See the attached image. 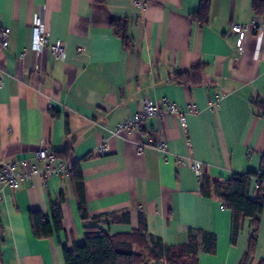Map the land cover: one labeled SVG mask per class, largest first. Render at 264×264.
Wrapping results in <instances>:
<instances>
[{
	"label": "crops",
	"instance_id": "1",
	"mask_svg": "<svg viewBox=\"0 0 264 264\" xmlns=\"http://www.w3.org/2000/svg\"><path fill=\"white\" fill-rule=\"evenodd\" d=\"M142 1L143 8L134 0H0V31L11 30L8 48H0V172L3 163L35 164L40 148L65 155L69 149L65 160L80 164L91 218L82 221L69 177H53L44 187L34 176L16 191L0 184V264H65L62 246L83 245L86 226L131 235L142 220L146 241L136 253L139 246L152 249L151 238L165 248L186 245L190 231L198 264H240L249 251L253 221L244 220L233 245V212L203 197L200 187L205 176L230 181L264 168V111L255 106L264 102V33L251 36L240 61L231 34L233 24L261 22L264 8L255 12L256 0H211L209 25L201 27L192 18L201 0ZM115 20L126 22L131 47L116 36ZM37 25L51 42L65 43L64 60L47 48L31 51ZM199 64L207 66L202 85L173 81ZM145 99L164 113L115 137ZM171 104L187 114V130L178 113L165 112ZM192 105L196 114L189 113ZM102 143L108 152L98 156ZM158 144H167L168 162ZM195 162L203 165L202 177L192 170ZM258 191L254 178L252 200ZM62 194L63 232L37 239L30 213L50 216ZM259 220L250 264L264 262V210ZM198 232L216 238L214 253Z\"/></svg>",
	"mask_w": 264,
	"mask_h": 264
},
{
	"label": "trees",
	"instance_id": "2",
	"mask_svg": "<svg viewBox=\"0 0 264 264\" xmlns=\"http://www.w3.org/2000/svg\"><path fill=\"white\" fill-rule=\"evenodd\" d=\"M264 8V3L256 0L253 4L255 12L260 13ZM211 0H201L198 12L192 15L194 22L201 27L209 25ZM116 36L122 39L126 47L132 46V41L128 36L126 22L115 20L112 22ZM207 66L199 64L190 71L181 72L174 76L173 81L177 84L195 87L202 85L205 80ZM256 108L264 111V102H256ZM70 150L63 153H55L57 158L63 160L69 168V179L73 185L75 196L78 202L79 212L85 224L90 223L88 213L87 196L84 185V177L80 164L69 166L65 156ZM259 176V173H248L245 175H235L232 180L225 181L215 176H205L202 178L200 193L203 197L220 202L224 207L233 212V229L231 242L236 245L246 218L253 221V234L250 239L249 251L245 254L240 264H250L257 246V234L259 231V217L264 210V187L261 186L256 199L249 196L252 180ZM65 196L62 194L56 202L51 203L50 216L42 212H31L30 222L34 237L39 240L59 236L63 230L62 205ZM146 231V224L142 220V228L139 232L131 235L110 236L96 228L86 226L85 243L81 246L75 245L70 250L67 245H63L65 264H150L159 260H165L166 264H198V244L195 232L190 231L189 241L186 245L165 248L151 238L153 248L147 245L141 247V252H134V247L141 241H146L143 232ZM206 242V251L214 253L216 248V238L212 235L198 232ZM142 243V242H141ZM141 245V244H140ZM149 261V262H148ZM261 264H264L262 262Z\"/></svg>",
	"mask_w": 264,
	"mask_h": 264
},
{
	"label": "built area",
	"instance_id": "3",
	"mask_svg": "<svg viewBox=\"0 0 264 264\" xmlns=\"http://www.w3.org/2000/svg\"><path fill=\"white\" fill-rule=\"evenodd\" d=\"M134 4L138 8L146 6V2L142 0H134ZM264 33V17L261 22L253 19L249 23L245 24H233L231 26V34L235 37L236 61H240L247 54V45L251 36L255 33ZM10 28H4L0 31V48L6 49L10 43ZM49 49L54 58L57 60H64L66 58V45L64 42H51L49 34L45 28L41 25H37L32 31V44L31 51L40 55L44 49ZM23 56L19 57L22 60ZM219 106V100L216 99L210 104L212 110H215ZM170 114L178 113L182 128L187 130V114L181 112L178 108L171 104L167 105L165 112ZM197 108L190 106L189 113L196 114ZM164 111L155 106L150 100H143V108L140 112L129 118L122 124H120L113 132L115 137H119L123 134L132 135L136 130L144 124L149 118L162 115ZM158 151L163 155L165 162H168V146L167 144L156 145ZM144 145H140L138 152L142 153ZM108 152V144L102 143L96 150V155L102 156ZM36 163L32 164L29 160H23L21 162H10L1 164L0 172V184L3 187H8L11 190H19L23 185L32 180L34 176H38L41 179L42 185L47 186L48 181L53 178L69 177V168L66 163L57 158L55 153L49 148H40L35 153ZM40 164H43V169L40 168ZM179 164L184 165L185 162L179 161ZM192 170L198 177H202L203 165L200 162L192 164ZM258 184V189L264 185V168L259 173V176L255 178ZM3 200L2 191H0V203ZM160 264H166L165 260H161Z\"/></svg>",
	"mask_w": 264,
	"mask_h": 264
},
{
	"label": "rangeland",
	"instance_id": "4",
	"mask_svg": "<svg viewBox=\"0 0 264 264\" xmlns=\"http://www.w3.org/2000/svg\"><path fill=\"white\" fill-rule=\"evenodd\" d=\"M138 252H141V249L138 251ZM149 262V261H148ZM161 260L159 261H155V262H150V264H160Z\"/></svg>",
	"mask_w": 264,
	"mask_h": 264
}]
</instances>
